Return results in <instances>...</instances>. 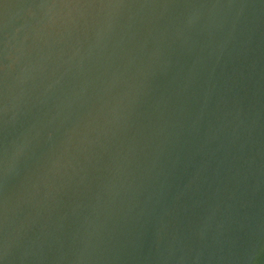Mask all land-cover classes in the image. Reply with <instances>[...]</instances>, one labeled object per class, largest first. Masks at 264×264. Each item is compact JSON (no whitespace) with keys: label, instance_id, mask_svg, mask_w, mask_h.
Here are the masks:
<instances>
[{"label":"water","instance_id":"water-1","mask_svg":"<svg viewBox=\"0 0 264 264\" xmlns=\"http://www.w3.org/2000/svg\"><path fill=\"white\" fill-rule=\"evenodd\" d=\"M0 264H264V0H0Z\"/></svg>","mask_w":264,"mask_h":264}]
</instances>
